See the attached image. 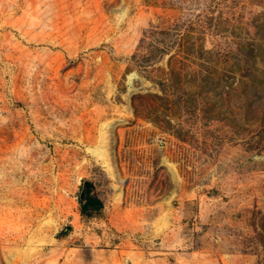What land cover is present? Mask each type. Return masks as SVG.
Masks as SVG:
<instances>
[{
  "label": "rangeland",
  "instance_id": "374dc122",
  "mask_svg": "<svg viewBox=\"0 0 264 264\" xmlns=\"http://www.w3.org/2000/svg\"><path fill=\"white\" fill-rule=\"evenodd\" d=\"M0 264H264V0H0Z\"/></svg>",
  "mask_w": 264,
  "mask_h": 264
},
{
  "label": "trees",
  "instance_id": "16d2710c",
  "mask_svg": "<svg viewBox=\"0 0 264 264\" xmlns=\"http://www.w3.org/2000/svg\"><path fill=\"white\" fill-rule=\"evenodd\" d=\"M79 204L83 213L90 208H99L101 206L100 201L95 197L89 196L88 193L85 194L84 198H79Z\"/></svg>",
  "mask_w": 264,
  "mask_h": 264
},
{
  "label": "water",
  "instance_id": "95a60500",
  "mask_svg": "<svg viewBox=\"0 0 264 264\" xmlns=\"http://www.w3.org/2000/svg\"><path fill=\"white\" fill-rule=\"evenodd\" d=\"M92 188H93L92 184H90L88 182H84L83 186H82V191H81V194H80V199L84 198V191L86 189H92Z\"/></svg>",
  "mask_w": 264,
  "mask_h": 264
}]
</instances>
